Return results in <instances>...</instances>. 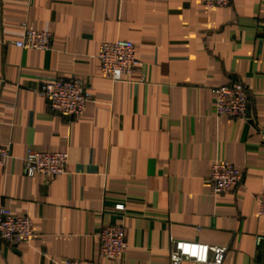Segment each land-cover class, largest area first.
Masks as SVG:
<instances>
[{
    "label": "crops",
    "instance_id": "0c3cea01",
    "mask_svg": "<svg viewBox=\"0 0 264 264\" xmlns=\"http://www.w3.org/2000/svg\"><path fill=\"white\" fill-rule=\"evenodd\" d=\"M264 0H0V207L32 220L34 239L0 241V264H170L171 241L226 248L222 264H264ZM24 29L51 34L48 50H21ZM129 41L138 66L101 76L103 42ZM79 79L93 102L83 114L51 113L38 91ZM240 85L247 118L214 113L213 91ZM28 151L67 153L65 173L23 174ZM242 173L212 195L211 165ZM121 205L122 210L116 206ZM121 225L120 260L99 258V231ZM194 264V263H186Z\"/></svg>",
    "mask_w": 264,
    "mask_h": 264
},
{
    "label": "built area",
    "instance_id": "2783aa9c",
    "mask_svg": "<svg viewBox=\"0 0 264 264\" xmlns=\"http://www.w3.org/2000/svg\"><path fill=\"white\" fill-rule=\"evenodd\" d=\"M232 0H202L206 9L227 8ZM264 39V23L260 31ZM52 36L47 32L24 29L22 39L14 46L21 50H48ZM97 60L101 76L113 83L136 70L135 47L129 41L116 40L103 42L97 49ZM39 95L45 99L51 113L62 118L80 117L87 104L93 102L92 95L86 91L79 79L59 78L43 84ZM215 100L214 113L230 121L247 118L249 101L245 90L240 85L223 86L213 91ZM261 145L264 148V130L259 131ZM11 159L8 148L0 147V167ZM68 163L67 153H38L28 151L22 159L23 174L33 177L36 174L54 178L65 173ZM207 181L212 195L234 193L242 182V173L228 162L216 161L209 170ZM256 216L264 218V193L255 197ZM117 205V210H122ZM34 239L32 220L25 216L13 215L8 209L0 207V241L13 248L28 244ZM99 258L120 260L126 249L125 233L121 225L103 227L97 235ZM256 247L264 245V236L255 237ZM226 248L210 247L203 244L171 241L170 264H222ZM62 264H84L79 260H65Z\"/></svg>",
    "mask_w": 264,
    "mask_h": 264
}]
</instances>
